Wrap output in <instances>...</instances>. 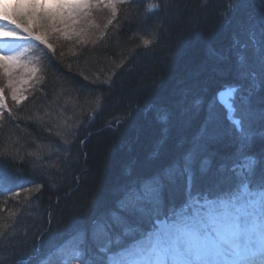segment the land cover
Returning <instances> with one entry per match:
<instances>
[{"label": "trees", "instance_id": "16d2710c", "mask_svg": "<svg viewBox=\"0 0 264 264\" xmlns=\"http://www.w3.org/2000/svg\"><path fill=\"white\" fill-rule=\"evenodd\" d=\"M218 4L216 0H132L120 8L92 47L58 61L57 52H45L37 87L0 122V264H26L75 231L90 233L93 219L116 209L121 195L118 184L100 196L112 177L123 176L126 185L175 162L183 165V155L197 144L205 145L201 150L208 156L221 149L222 154L231 151L229 142L235 136L231 132L219 142L196 143L201 124L195 119L203 113L192 108L201 110L221 86L238 82L234 71L244 54L240 48L237 54L233 43L221 42L231 26L225 18L242 11L246 16L251 3L240 0L239 12L233 16L224 1ZM225 11L227 17L222 15ZM261 21L264 25V13ZM218 26L223 29L211 32ZM202 33L208 37L204 39ZM262 38L259 31L257 42ZM144 40L150 43L145 45ZM196 48L210 60L191 56ZM249 65L255 67L257 77L252 84L245 83L264 89V64L253 60ZM71 103L75 111L81 110L71 117L78 126L60 140L69 120L64 122L65 106L71 108ZM239 104L254 113L255 124H264V104L248 98ZM176 112L178 121L164 123L159 118L164 113L176 117ZM126 132L142 139L152 154L145 155L133 141L120 139ZM250 149L261 153L264 140L254 138ZM10 179L26 185L28 191L4 194ZM89 239L86 236L85 247L91 256L96 247Z\"/></svg>", "mask_w": 264, "mask_h": 264}, {"label": "snow or ice", "instance_id": "6c2138e0", "mask_svg": "<svg viewBox=\"0 0 264 264\" xmlns=\"http://www.w3.org/2000/svg\"><path fill=\"white\" fill-rule=\"evenodd\" d=\"M82 6L84 0H56L55 3L58 9ZM16 7L19 15L27 16L29 20L33 13L51 10L48 0H19ZM231 8L229 4V10ZM227 14V11L222 13L224 17ZM0 22L29 31L16 15L7 11L0 12ZM260 32L264 36V28ZM20 38L15 31L0 27V40ZM35 39L42 40V37L36 35ZM250 39L255 54L264 64V42H257L255 31L250 33ZM149 43L144 40L145 45ZM238 59L242 74L247 75L245 57L241 55ZM15 60L11 55L0 54V62L5 66ZM250 75L255 81L256 74ZM256 86L254 83L253 87ZM239 91V86L230 85L216 94L200 132V137L207 135V125L214 119L212 108L215 103H220L238 143L232 162L218 169L220 173H230L226 178V182L233 185L230 191L220 190L225 182L221 180L204 193L193 192L198 178L207 174L210 167L209 161L204 159L198 172L193 169L196 148L201 147L197 144L183 155V165L175 162L146 179L122 186L116 209L92 220L91 237L97 243L96 252L102 255L90 256L85 247L86 234L76 232L71 243L66 240L53 247L42 264H95L96 259H102L103 264H264V162L246 152L257 135L264 137V130L257 133L251 129L249 113L236 105ZM242 102L247 103V98H242ZM159 118L167 123L168 114ZM215 135L213 133L208 139L215 138ZM180 183L185 191L183 204L161 219L165 192L170 193ZM212 190H217L218 194L209 195ZM128 215L151 219L154 228L137 237L142 230L138 224L129 223ZM113 226L120 229L115 236L110 231ZM126 240L130 242L125 243ZM113 245L117 246L115 251Z\"/></svg>", "mask_w": 264, "mask_h": 264}, {"label": "rangeland", "instance_id": "374dc122", "mask_svg": "<svg viewBox=\"0 0 264 264\" xmlns=\"http://www.w3.org/2000/svg\"><path fill=\"white\" fill-rule=\"evenodd\" d=\"M130 1L132 0H84V6L82 7L58 9L55 7L56 0H48L51 6V10L49 12L41 11L39 14L33 13L31 20H29L27 16L17 15V18L22 26L28 28L29 31L25 32L22 29H15L13 26L9 25L11 30L15 31L21 38L7 40L12 41V44L4 50L7 55L15 57L16 60L6 66L3 62H0V79L2 80V89L3 92L8 95V99L11 102L15 101L16 106L18 105V101L20 103L24 97H28L38 85L39 78L42 75V67L44 65H42V60L40 61L41 58H38L39 60L37 61V56L34 59L32 57V45H36L34 42L44 45L48 51L51 49L55 50V52H57L55 61H58V59L62 60L63 57H66L67 59V56H71V54L75 55L83 48L92 47L94 43L100 40V38L106 34V30L113 24L115 17L118 12H120V8H122L125 4H128ZM16 4L17 0H0V12L7 11L10 14H13L12 11L14 7H16ZM153 9L154 7H150V10ZM259 29L260 27L254 22V20L250 22L246 29L247 38H250V33L252 31H255L257 36L260 31ZM36 35L41 36L42 40H36ZM7 41L3 42L2 48H4V46H8ZM251 45H253V43ZM244 56L246 57V60L251 61L256 58V62L261 63L259 57L255 54L254 48H246ZM39 66L41 68H39ZM254 69L255 67L251 68L246 65L244 71L248 73L247 75L242 74L241 69L234 71V76H236L237 81H239V85H244L245 82H251L252 84L253 78L250 74H256ZM245 86H247L246 83L241 87ZM3 92L0 89V113L5 110L4 96L6 94L4 95ZM14 95L16 97L15 99H13ZM209 106L210 104H208L207 115H205L203 121L200 122L203 126L205 125L206 119L209 115ZM78 112H81V110L75 111L74 103H71V108L70 106H65L64 122L68 118L69 120L65 122V129L67 131H61V135H59L60 140L63 135H72L76 130V126H78L76 124L78 123H74L71 117L78 115ZM212 112L214 119L207 125L206 138L215 133V138L210 139L211 141L214 139L215 141L220 140L221 138L225 139V134L228 132L233 133V131L224 126L223 120L215 118L216 116L221 115V113L223 114L222 110L218 108L216 104L212 108ZM255 121L256 120H254L253 115H249L248 124L254 132L259 133L263 129H257V127L253 125L255 124ZM54 127L56 126H53V128ZM198 129L199 128H197L196 131H199L201 128L199 130ZM165 136L166 135L164 134L163 137ZM42 151L43 149H41V153ZM157 153H159V150Z\"/></svg>", "mask_w": 264, "mask_h": 264}, {"label": "bare ground", "instance_id": "6f19581e", "mask_svg": "<svg viewBox=\"0 0 264 264\" xmlns=\"http://www.w3.org/2000/svg\"><path fill=\"white\" fill-rule=\"evenodd\" d=\"M219 1H220V3H222V1H224V3L227 5L226 8L227 9L229 8V4L227 3L229 0H216L217 5H219L218 4ZM235 1L237 2V4H234V3L231 4L232 8H231V11L229 12V15H231V16H233V14L239 12L238 9L240 8V6H239L238 2L240 0H235ZM241 1H243V0H241ZM245 1L251 3V5H247L248 6V10L246 12V16H245V14H243V11H242L241 13H239V16H236V17L231 18V19H226L225 18V20L231 21V26H229V27H227L225 29L224 33H226V34L224 35V37H222V41L223 42H221L223 45H226V44L227 45H231L232 43L234 45H236L238 47V50L236 51L237 54L239 53V47L241 45H243V41H245L244 45H247V46L250 45L251 40H250V38H247L246 31H245V29L248 27L250 22H252L253 19H255V23L259 27H261L263 25V21H261V14L264 13V0H262V1L245 0ZM18 3H19V0H17V4ZM12 13L14 15H16V16L19 15V9H17V7H14ZM243 16H245V18ZM247 17H251V18H250V20L248 19L249 21L246 22L245 19ZM0 27H5V28L11 30V27L8 24L4 23V22H0ZM261 28H264V25ZM215 29H216V31H221L223 29V26H222V29H221V26L220 27L218 26V29L217 28H213L211 30V32H213ZM228 32H230V33H228ZM206 36L208 37L207 33H204L202 35V37H204V39L206 38ZM238 36H240V38ZM261 42H264V38H262ZM1 44H3L2 41H1ZM7 44H8V46H4V48L1 50L3 52H1L0 54H6V52L4 50L6 48L10 47V45L12 44V41H7ZM194 44L198 45L200 43L199 42H194ZM185 45L189 46L190 44H187V42H186ZM19 48H20V46H19ZM241 52H243V51H241ZM190 55L195 57V58L201 59V60H210V58H208L206 52H205V54H204V52L202 53L200 48H196V49L192 50ZM186 58H188V57H186ZM254 66H261V64L254 65ZM231 81H234V80H231ZM232 83L236 84V82H232ZM246 83H248V82H246ZM209 86H210L211 89H213V85H209ZM226 87L227 86H222V89H224ZM249 90H251V94L250 95H249ZM240 94H241L242 97L246 96L252 102L258 100V105H263L264 104V89L258 91V90L254 89V88H251L250 86L247 85V86L243 87L240 90ZM201 107H202L201 110L198 109L197 107H192V108L198 113L207 114L208 113V107L206 105L201 106ZM166 111H168V110H166ZM178 115H179V112H176L175 113L176 117L168 118V120H170V121H178V119H177ZM186 116H187V118H190L191 117V111ZM203 119H204L203 117L201 119H199V116H198L195 119V123L200 124L198 121L202 122ZM218 119H221V117L218 116ZM254 123H256V121ZM256 127H257V129H263L264 130V124L259 125V123H258ZM142 133H144V131H142ZM124 135L125 136H122L120 139L133 141V143L137 144L138 147H140L141 149H143L145 151L144 152L145 155L152 154V152H150L149 150H146L145 146L140 142V140H142V139H140L138 136H136V135H134L132 133H128V132H126ZM143 136L146 137V138L149 137V136H145V135H143ZM161 136L163 137V134ZM237 145L238 144L236 142H233V147L232 148H235ZM250 153L253 154V155H257L258 154V152L255 149L253 151L250 149ZM148 159H150V161H154V157H152V158L148 157ZM132 166H135V164L132 163ZM122 171H123V169H122ZM111 180H112L111 182H109V183L104 185V191L100 192L101 198L105 197V195L103 194L104 192L105 193L106 192L110 193L113 190L112 189V184L113 183H115L116 185L118 184L119 188H121L122 186L125 185L123 176L112 177ZM117 199H119V197ZM183 202H184V199H181L178 202V208L180 207L181 204H183Z\"/></svg>", "mask_w": 264, "mask_h": 264}, {"label": "water", "instance_id": "95a60500", "mask_svg": "<svg viewBox=\"0 0 264 264\" xmlns=\"http://www.w3.org/2000/svg\"><path fill=\"white\" fill-rule=\"evenodd\" d=\"M225 99H227V97H225ZM218 103V102H217ZM218 105L221 107V109H222V111L224 112V118H225V110H224V108L221 106V104L220 103H218ZM226 119V118H225ZM226 121H227V123H229L228 122V120L226 119Z\"/></svg>", "mask_w": 264, "mask_h": 264}]
</instances>
